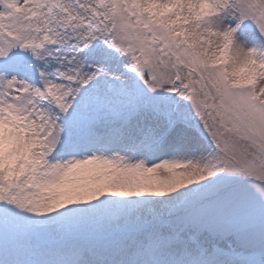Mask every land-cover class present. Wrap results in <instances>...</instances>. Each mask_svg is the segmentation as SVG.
<instances>
[{
  "label": "snow or ice",
  "instance_id": "obj_1",
  "mask_svg": "<svg viewBox=\"0 0 264 264\" xmlns=\"http://www.w3.org/2000/svg\"><path fill=\"white\" fill-rule=\"evenodd\" d=\"M0 264H264V0H0Z\"/></svg>",
  "mask_w": 264,
  "mask_h": 264
}]
</instances>
